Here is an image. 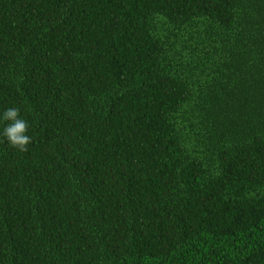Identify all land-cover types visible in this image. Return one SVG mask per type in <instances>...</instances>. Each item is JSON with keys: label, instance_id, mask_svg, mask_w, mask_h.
Segmentation results:
<instances>
[{"label": "trees", "instance_id": "16d2710c", "mask_svg": "<svg viewBox=\"0 0 264 264\" xmlns=\"http://www.w3.org/2000/svg\"><path fill=\"white\" fill-rule=\"evenodd\" d=\"M0 264H264V0H0Z\"/></svg>", "mask_w": 264, "mask_h": 264}, {"label": "clouds", "instance_id": "9594fccd", "mask_svg": "<svg viewBox=\"0 0 264 264\" xmlns=\"http://www.w3.org/2000/svg\"><path fill=\"white\" fill-rule=\"evenodd\" d=\"M3 120L8 121L4 128L3 136L7 142L20 151H27V146L32 142V138L27 134L29 124L20 116V109L8 108L3 113Z\"/></svg>", "mask_w": 264, "mask_h": 264}]
</instances>
